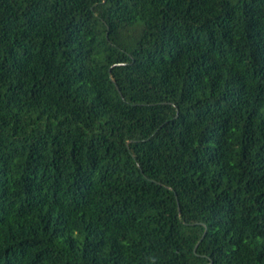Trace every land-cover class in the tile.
Returning <instances> with one entry per match:
<instances>
[{
    "label": "trees",
    "instance_id": "16d2710c",
    "mask_svg": "<svg viewBox=\"0 0 264 264\" xmlns=\"http://www.w3.org/2000/svg\"><path fill=\"white\" fill-rule=\"evenodd\" d=\"M0 264H264V0H0Z\"/></svg>",
    "mask_w": 264,
    "mask_h": 264
}]
</instances>
